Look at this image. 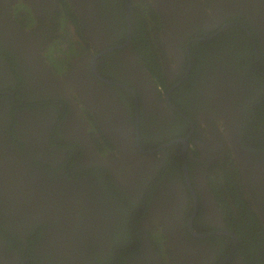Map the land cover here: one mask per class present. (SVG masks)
Returning a JSON list of instances; mask_svg holds the SVG:
<instances>
[{
	"label": "flooded vegetation",
	"instance_id": "1",
	"mask_svg": "<svg viewBox=\"0 0 264 264\" xmlns=\"http://www.w3.org/2000/svg\"><path fill=\"white\" fill-rule=\"evenodd\" d=\"M0 177V264H223L233 186L264 221V0H0Z\"/></svg>",
	"mask_w": 264,
	"mask_h": 264
},
{
	"label": "trees",
	"instance_id": "2",
	"mask_svg": "<svg viewBox=\"0 0 264 264\" xmlns=\"http://www.w3.org/2000/svg\"><path fill=\"white\" fill-rule=\"evenodd\" d=\"M241 19L244 21L245 18L241 17ZM152 19H149L147 16H144L140 14L139 12H136V28L137 30L135 31L134 27V38H133V44L134 47L137 51V53L140 55V58L142 59L143 63L145 64L146 68L148 69L149 72H151V80L152 82L157 85V88L163 89L164 85V80L162 79V72L160 70L161 68V63L159 61V58L155 57L154 53L156 50V45L153 43V35H152V30L153 26H156L159 24V16L157 14H154V18L152 23H150ZM260 48V46H259ZM261 49V48H260ZM260 55L263 57V52L262 49L260 50ZM238 61L236 62L237 66L242 67V64H246L248 66V62L253 56V50L252 48H249L246 46L243 50L239 51L236 53ZM252 60V59H251ZM204 62L199 60L198 65H194V70H198L199 65H203ZM213 64V62H211ZM17 135H14V138H16ZM14 140V139H13ZM14 143L17 145L15 153H21L24 152L26 153L25 145L24 144H19L17 141L14 140ZM97 144L98 141H96ZM109 141L106 140V144H108ZM192 147L195 148L192 144ZM72 149H77L79 151V155L82 154L83 147L80 144L75 145ZM98 149V148H97ZM103 155V153H102ZM12 160V159H11ZM15 162H21L26 160V158L23 155H18L15 154ZM27 167V166H26ZM56 181L59 179L53 178ZM7 180H3V178L0 177V184H3V188L6 189L8 185L6 184ZM85 185V184H84ZM81 185V186H84ZM74 186H79L75 184H71L69 188L74 187ZM236 186V185H235ZM235 186H233L232 191L230 192V195L234 198V202H236L237 208H234L237 210V213L229 215L226 211V215L228 214V227L234 230L240 238V248L238 249L239 252L245 253L246 256L252 257V260L250 264H259L258 260L262 257L264 253V221L260 220L258 217V214L255 213L254 215L250 213L248 206L246 204L243 205V201L238 202V198L236 197V194L238 193L237 189H234ZM67 186H64L62 189H58V192H64V191H69V188L66 189ZM79 200L82 199L81 196L77 197ZM224 209L230 211V209L226 206ZM254 210V209H253ZM70 213V212H69ZM69 213H67V216H69ZM21 223H17V228H18V233L21 232ZM4 228V227H0ZM120 231V230H119ZM123 236H125V231H120ZM6 243H13L11 239H6L4 237ZM29 241V239H28ZM17 243H21L20 240L17 238L16 240ZM29 243H34V240L31 239ZM124 244V243H123ZM121 244V245H123ZM129 244V243H127ZM131 244V243H130ZM128 247V246H127ZM121 253L117 252L116 253V261H112L113 259V254L108 255V260L104 264H122L124 262L125 257L120 256ZM129 256V255H128ZM250 259H248L249 261ZM247 261V262H248ZM98 264H102L100 261H98ZM145 264H148V262H145ZM154 264V263H151ZM166 264H187L182 262L181 260L177 259L174 257L172 259L171 263H166Z\"/></svg>",
	"mask_w": 264,
	"mask_h": 264
},
{
	"label": "water",
	"instance_id": "3",
	"mask_svg": "<svg viewBox=\"0 0 264 264\" xmlns=\"http://www.w3.org/2000/svg\"><path fill=\"white\" fill-rule=\"evenodd\" d=\"M131 1V0H130ZM128 10L129 11H131V6H130V2H129V6H128ZM133 94H134V98H135V100L136 101H138L137 100V97H136V94H135V92L133 91ZM176 142H181V140L180 141H176ZM185 145H187V140H183L182 141ZM186 158V152H184V159ZM185 174H186V178H187V180L189 181V179H188V172H187V170H186V164H185ZM226 235H228V236H230L232 239H233V247H232V249H231V252H230V256L226 259V261L223 263V264H226V263H228L229 261H232L235 257H236V255H237V250H238V247H239V245H240V238H239V236H238V234H236V233H234L233 231H229V232H224ZM193 234L195 235V236H197V237H200V238H203V237H206V236H209V235H200V234H197V233H195V232H193ZM219 234H221V232H216L215 233V235H219Z\"/></svg>",
	"mask_w": 264,
	"mask_h": 264
},
{
	"label": "clouds",
	"instance_id": "4",
	"mask_svg": "<svg viewBox=\"0 0 264 264\" xmlns=\"http://www.w3.org/2000/svg\"><path fill=\"white\" fill-rule=\"evenodd\" d=\"M237 234V233H236ZM239 236V235H238Z\"/></svg>",
	"mask_w": 264,
	"mask_h": 264
}]
</instances>
